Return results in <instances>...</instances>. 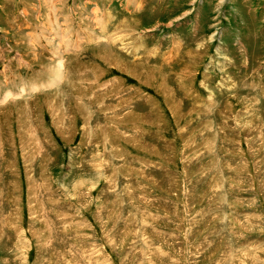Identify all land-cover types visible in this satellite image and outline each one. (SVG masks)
Listing matches in <instances>:
<instances>
[{"label": "rangeland", "instance_id": "1", "mask_svg": "<svg viewBox=\"0 0 264 264\" xmlns=\"http://www.w3.org/2000/svg\"><path fill=\"white\" fill-rule=\"evenodd\" d=\"M0 264H264V0H0Z\"/></svg>", "mask_w": 264, "mask_h": 264}]
</instances>
